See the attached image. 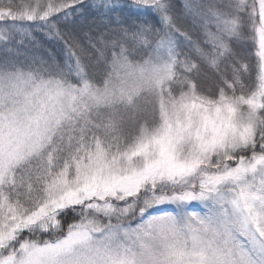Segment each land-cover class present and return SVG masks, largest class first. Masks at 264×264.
<instances>
[{
    "label": "snow or ice",
    "instance_id": "1",
    "mask_svg": "<svg viewBox=\"0 0 264 264\" xmlns=\"http://www.w3.org/2000/svg\"><path fill=\"white\" fill-rule=\"evenodd\" d=\"M0 53V264H264V0H0Z\"/></svg>",
    "mask_w": 264,
    "mask_h": 264
},
{
    "label": "trees",
    "instance_id": "2",
    "mask_svg": "<svg viewBox=\"0 0 264 264\" xmlns=\"http://www.w3.org/2000/svg\"><path fill=\"white\" fill-rule=\"evenodd\" d=\"M17 2H19V0H17ZM183 2L184 0H174V3L178 5H182ZM89 23L90 21H85L84 19L79 18L76 20L75 24H72L70 18L68 23V30L71 31L73 28H75L77 34L83 35V32H86L88 30ZM36 35H37L36 50L41 54L53 53L57 56L59 62L62 63L64 58L63 41L50 39L41 33H37ZM238 50H240L239 47ZM0 55H2V53H0ZM253 76H255V68L253 70Z\"/></svg>",
    "mask_w": 264,
    "mask_h": 264
},
{
    "label": "rangeland",
    "instance_id": "3",
    "mask_svg": "<svg viewBox=\"0 0 264 264\" xmlns=\"http://www.w3.org/2000/svg\"><path fill=\"white\" fill-rule=\"evenodd\" d=\"M252 79L254 80L255 79V76H253ZM203 87H204L205 90H208V89L214 87V84H213L212 81L209 80V81H206L205 82V84L203 85Z\"/></svg>",
    "mask_w": 264,
    "mask_h": 264
}]
</instances>
